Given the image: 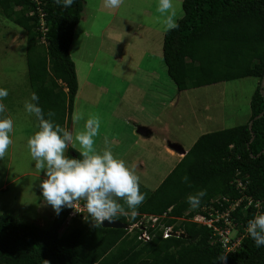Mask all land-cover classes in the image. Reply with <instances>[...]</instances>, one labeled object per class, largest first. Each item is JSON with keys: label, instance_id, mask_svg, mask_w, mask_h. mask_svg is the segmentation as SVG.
Masks as SVG:
<instances>
[{"label": "trees", "instance_id": "1", "mask_svg": "<svg viewBox=\"0 0 264 264\" xmlns=\"http://www.w3.org/2000/svg\"><path fill=\"white\" fill-rule=\"evenodd\" d=\"M83 4L84 0H75L64 8L54 0L38 4L0 0V13L25 32L31 94L39 96L45 114L56 113L53 119L62 127L69 123L78 90L69 47ZM181 6L179 28L163 34L161 50L168 76L179 91L255 77L247 121L200 134L155 188L140 183L146 198L138 215L118 219L136 224L131 230L96 228L87 215L65 225L68 208L59 215L54 212L47 225L0 213V264H220V255H227L226 264H264V246L257 248L248 232L226 251L217 232L192 221L195 208L186 201L200 189H206L207 195L199 207L215 196H240L230 183L236 176L248 181L243 193L253 203L258 201L259 208L252 204L243 210L241 205L233 221L246 225L264 214V98L259 91L264 74V0H182ZM66 154L80 158L71 148ZM185 175L187 184L181 179ZM143 214L164 216L151 224ZM167 226L185 236L163 237ZM143 230L148 240L139 238Z\"/></svg>", "mask_w": 264, "mask_h": 264}, {"label": "rangeland", "instance_id": "2", "mask_svg": "<svg viewBox=\"0 0 264 264\" xmlns=\"http://www.w3.org/2000/svg\"><path fill=\"white\" fill-rule=\"evenodd\" d=\"M181 2L173 0L176 20L183 13ZM157 5L158 0H123L119 8L109 9L103 0H84L69 47L78 90L64 127L75 134L83 130L89 114L98 115L96 151L108 147L114 157L129 167L135 165L140 183L149 189L176 163L165 150L169 142L189 148L202 133L245 123L257 83L247 76L180 92L162 58L165 30ZM26 47L24 30L0 13V88L8 90L0 101L7 109L0 118L10 116L14 121L13 143L0 160V213L47 225L55 211L43 200L39 183L44 174L35 168L27 146L38 122L24 108L31 96ZM80 112L85 120L74 123L73 113ZM150 127V138L139 134Z\"/></svg>", "mask_w": 264, "mask_h": 264}, {"label": "clouds", "instance_id": "3", "mask_svg": "<svg viewBox=\"0 0 264 264\" xmlns=\"http://www.w3.org/2000/svg\"><path fill=\"white\" fill-rule=\"evenodd\" d=\"M54 3L68 8L75 0H54ZM103 3L105 8L116 9L123 4V0H103ZM156 11L165 31L179 28L173 0H158ZM7 96L8 90L0 88V101ZM24 108L38 122V130L28 138L27 146L35 168L44 174L39 188L45 203L59 215L64 208L79 212V204L83 201L88 219L96 228L105 221H117L121 216L135 219L146 198L140 191V177L136 174L135 165L129 167L123 159L114 157L108 147L102 153L96 151L94 138L99 134L100 117L89 114L85 120L83 112L73 113L74 123L85 120L83 130L74 134L55 122L54 111L44 113L35 92L25 100ZM6 110V105L0 102V114ZM13 131V119L10 116L0 118V160L13 143L10 138ZM104 143L107 146V137ZM77 145L80 158L66 154L69 148L76 149ZM181 179L189 183L187 175ZM206 195V189H200L190 193L186 201L196 208ZM247 232L257 248L264 246V214H258L248 221ZM217 260L220 264H226L227 255H220ZM44 264L49 262L45 261Z\"/></svg>", "mask_w": 264, "mask_h": 264}, {"label": "built area", "instance_id": "4", "mask_svg": "<svg viewBox=\"0 0 264 264\" xmlns=\"http://www.w3.org/2000/svg\"><path fill=\"white\" fill-rule=\"evenodd\" d=\"M34 1L37 4L39 3V0ZM38 11L42 19L43 13L41 12L40 8H38ZM43 23V20H41V24ZM230 183L234 185V188H236V190H238V194H240V196H215L210 199L207 204H204L200 207H196L195 213L191 217L193 222H196L198 224H204L207 227L212 228L215 232H217V234L220 236V242L226 251L235 248L238 245L240 239L243 237V234L247 233V224L242 225L241 223L239 224L236 221H233V219L235 220V216L233 213L241 205V208L243 210H246L252 204H254L255 208H259L258 201L253 203V198L243 193V189L246 188V184L248 183V181H242L241 179L235 176L234 179L230 181ZM242 202L244 203L242 204ZM68 209L69 211L65 224L68 223L72 218H83L87 215L86 209L84 208L83 203L81 202L79 204V212L72 208ZM163 216L143 215L142 217L145 219V221L151 220V224H154L157 222V219L159 217ZM134 225L136 224H126V228L128 230H131ZM168 235L185 236V233L173 231L171 226H167L163 230V237H166ZM139 238H142L143 240L149 239L145 230L140 233Z\"/></svg>", "mask_w": 264, "mask_h": 264}, {"label": "crops", "instance_id": "5", "mask_svg": "<svg viewBox=\"0 0 264 264\" xmlns=\"http://www.w3.org/2000/svg\"><path fill=\"white\" fill-rule=\"evenodd\" d=\"M182 91V90H181ZM180 91V92H181ZM74 108V107H73ZM73 112V111H72ZM127 124H129L128 122H126ZM138 130H142L143 131V129L142 128H139ZM145 132L144 133H139L141 136H144V137H147V138H150L152 135H153V128L152 127H150L149 128V131H147V130H144ZM137 133V132H136ZM167 142H169V141H167ZM168 147L166 146V148H165V150H166V152L170 155V156H172V157H175V159H176V163L181 159V157L184 155V153L186 152V150L188 149V148H185V147H174V143L173 142H169L168 144ZM173 145V146H172ZM175 163V164H176ZM174 164V165H175ZM173 165V166H174ZM173 166H171V168H170V170L173 168ZM169 170V171H170ZM168 171V172H169Z\"/></svg>", "mask_w": 264, "mask_h": 264}, {"label": "water", "instance_id": "6", "mask_svg": "<svg viewBox=\"0 0 264 264\" xmlns=\"http://www.w3.org/2000/svg\"><path fill=\"white\" fill-rule=\"evenodd\" d=\"M259 91L261 93V95L263 96L264 98V74L261 78V82H260V85H259ZM263 112L259 113L258 115L255 116V118L259 117L262 115ZM251 124H252V120L249 122V128H251ZM102 225L104 226H110V227H126V224L117 220V221H113V222H108V221H105ZM183 236V235H181Z\"/></svg>", "mask_w": 264, "mask_h": 264}]
</instances>
